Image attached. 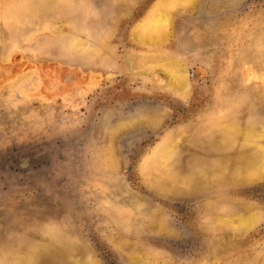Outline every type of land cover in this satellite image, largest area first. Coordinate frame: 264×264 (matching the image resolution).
Listing matches in <instances>:
<instances>
[{"label": "rangeland", "instance_id": "rangeland-1", "mask_svg": "<svg viewBox=\"0 0 264 264\" xmlns=\"http://www.w3.org/2000/svg\"><path fill=\"white\" fill-rule=\"evenodd\" d=\"M155 1L0 0V264L264 263V175L222 176L264 156V0H196L142 41Z\"/></svg>", "mask_w": 264, "mask_h": 264}, {"label": "bare ground", "instance_id": "bare-ground-1", "mask_svg": "<svg viewBox=\"0 0 264 264\" xmlns=\"http://www.w3.org/2000/svg\"><path fill=\"white\" fill-rule=\"evenodd\" d=\"M196 0H156L154 4L150 7L148 13L144 16L143 19H141L140 22L135 26L136 31L135 35L140 40H153L154 42L159 41V39L164 38L168 34V27L172 24V18L171 16L175 14L176 12L180 11L182 8H190L194 5V2ZM130 2V1H129ZM138 40V39H137ZM162 42V41H161ZM164 42V41H163ZM149 43V42H148ZM151 43V42H150ZM137 53V52H136ZM138 54V53H137ZM174 56V55H173ZM133 57V56H132ZM154 57L158 60L160 64L163 65V67L166 69L167 77L168 79L172 80V85L175 86V84L182 85L183 82H185V72L184 68L181 64H172L171 60L168 59V55L163 53L155 54ZM178 57V56H177ZM131 59V58H130ZM135 60V59H134ZM145 63V62H144ZM183 63V62H182ZM136 66V65H135ZM161 69V68H159ZM163 70V69H162ZM165 71V70H164ZM141 74V73H140ZM170 86V85H169ZM177 87V86H176ZM182 87V86H181ZM168 89V88H167ZM171 89V88H170ZM177 89V88H175ZM184 89V88H183ZM187 90V89H185ZM173 91V90H172ZM188 91V90H187ZM123 125V124H122ZM126 126V124H125ZM264 129V128H263ZM260 133V131H259ZM255 134L250 132H244L242 133V141L244 142V146L247 147H253L254 145V139ZM179 135V134H178ZM172 136V135H171ZM259 137V136H257ZM252 138V140H251ZM240 142V141H239ZM228 143V142H227ZM111 144V143H110ZM113 144V142H112ZM240 145V144H239ZM228 146V145H226ZM231 146V145H230ZM114 147V146H113ZM229 147V146H228ZM238 147V146H237ZM240 148V147H238ZM244 148V147H243ZM161 149V148H160ZM159 149V150H160ZM225 149V148H224ZM237 149V148H236ZM241 149V148H240ZM248 149V148H246ZM155 151V150H154ZM235 151V150H234ZM165 152V151H164ZM163 152V153H164ZM160 153V152H159ZM153 155V154H152ZM170 157L169 151L166 150L163 156V160L167 162L168 158ZM162 160V159H160ZM223 160V159H222ZM163 161V162H164ZM166 164V163H165ZM227 170L224 171L225 173L222 174V176L225 178L234 177L236 173L241 172L245 175V177L249 178H256L264 175V156L257 157L252 152L246 153L243 150H239L238 154L234 157H232L230 160L227 161ZM165 167V166H164ZM231 168V169H230ZM234 168V169H233ZM169 169V168H168ZM169 173V172H168ZM177 173V172H176ZM240 173V174H241ZM217 174V173H214ZM241 174V175H242ZM177 175V174H176ZM211 175V173H210ZM219 175V174H218ZM239 175V174H238ZM172 176V175H171ZM170 176V177H171ZM237 176V175H236ZM173 177V176H172ZM224 178V179H225ZM261 178V177H260ZM176 179V178H175ZM183 179V178H182ZM181 179V180H182ZM217 179V178H215ZM235 179V177H234ZM171 180V179H170ZM220 181V180H219ZM228 181V180H227ZM172 183H176L171 181ZM206 182V181H205ZM255 182V181H254ZM164 183V182H163ZM171 183V184H172ZM224 183V182H223ZM231 183V182H230ZM161 184V183H160ZM177 184V183H176ZM175 184V185H176ZM207 185V184H206ZM232 185V184H231ZM174 186V185H173ZM177 186V185H176ZM201 186V185H200ZM202 187V186H201ZM218 187V186H217ZM169 188V187H167ZM172 188V186H171ZM179 188V187H178ZM163 189V188H162ZM173 189V188H172ZM204 189V188H203ZM164 190V189H163ZM179 190V189H178ZM183 190V188L181 189ZM211 190V189H210ZM216 191V190H215ZM223 191V190H222ZM229 192V191H228ZM190 193V192H189ZM216 193V192H215ZM192 194V193H191ZM222 194V193H221ZM226 195V194H225ZM230 195V194H229ZM224 196V195H223ZM224 198V197H223ZM227 198V197H226ZM241 199V198H240ZM239 199V200H240ZM249 200V199H248ZM227 202V200H225ZM229 201V200H228ZM232 203V202H231ZM239 204V203H238ZM237 204V205H238ZM257 205V204H256ZM262 207V206H261ZM260 208V207H259ZM238 209V207H237ZM262 209V208H261ZM211 210V209H210ZM240 210V209H239ZM214 211V210H211ZM204 213V212H203ZM207 213V212H206ZM213 214V212H212ZM221 214V213H220ZM223 214V213H222ZM236 216H229L226 218L228 223L234 227V229L238 232L247 230L251 228L250 226L255 225L254 223L258 219V214L256 212V209L254 207H248L245 206L240 212L235 214ZM262 216V215H261ZM157 217V216H156ZM157 219V218H156ZM225 219V218H223ZM221 222V221H220ZM207 223V222H206ZM158 224V223H157ZM211 224V223H210ZM162 225V224H161ZM165 225V224H164ZM257 225V224H256ZM154 226V225H151ZM156 226V225H155ZM163 227V226H162ZM153 228V227H151ZM155 228V227H154ZM165 228V226L163 227ZM162 230V229H161ZM234 233V232H233ZM246 233V232H245ZM249 233V232H248ZM227 235V234H226ZM233 239V238H232ZM224 241V240H223ZM122 242V241H120ZM227 242V241H226ZM230 242V241H229ZM121 244V243H120ZM123 244V243H122ZM127 245V244H126ZM231 245V244H229ZM123 247V245H122ZM218 247V246H217ZM28 248V247H27ZM32 249V248H31ZM30 249V250H31ZM35 249V248H34ZM227 249V248H226ZM29 250V248H28ZM27 253L29 254L30 252ZM29 250V251H30ZM37 248L35 249V251ZM33 250H31L32 253ZM70 254V253H69ZM32 255V254H30ZM136 259L138 258L137 254H134ZM131 257V256H130ZM68 258V256L66 257ZM71 259V257H69ZM161 259V258H160ZM77 260V258L75 259ZM135 260V259H134ZM207 264L217 263L218 259L215 257H211L208 259ZM77 263V262H76ZM161 263V262H160ZM264 264V263H263Z\"/></svg>", "mask_w": 264, "mask_h": 264}]
</instances>
